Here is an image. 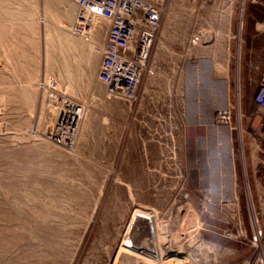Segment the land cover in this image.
<instances>
[{"label":"rangeland","instance_id":"1","mask_svg":"<svg viewBox=\"0 0 264 264\" xmlns=\"http://www.w3.org/2000/svg\"><path fill=\"white\" fill-rule=\"evenodd\" d=\"M145 1L160 26L126 106L73 2L0 0V264H145L120 248L152 239L141 215L126 234L138 209L152 264H264V0ZM51 87L83 111L70 147L46 137Z\"/></svg>","mask_w":264,"mask_h":264},{"label":"built area","instance_id":"2","mask_svg":"<svg viewBox=\"0 0 264 264\" xmlns=\"http://www.w3.org/2000/svg\"><path fill=\"white\" fill-rule=\"evenodd\" d=\"M76 6L72 34L87 41L99 53L95 79L108 98L134 106L138 99L151 49L160 26V10L145 0H70ZM98 36L100 42L95 41ZM41 89H48L43 82ZM51 89L53 121L47 139L59 146H72L79 124L80 104ZM253 101L264 111V65ZM229 107L215 112L214 122L230 124ZM264 133V116H262Z\"/></svg>","mask_w":264,"mask_h":264},{"label":"bare ground","instance_id":"3","mask_svg":"<svg viewBox=\"0 0 264 264\" xmlns=\"http://www.w3.org/2000/svg\"><path fill=\"white\" fill-rule=\"evenodd\" d=\"M79 117L80 118H82L83 117V111H82V108L80 107L79 108ZM31 135V134H30ZM18 137V136H17ZM149 210V209H148ZM138 213V214H137ZM151 214V212H146V211H142V210H136L135 212H134V214L132 215V218H131V221H130V224H129V226H128V228H127V230H126V234L127 233H129V229H130V225H131V222L133 221V219L135 218V216L136 215H141L142 217H143V219H144V217H146L147 219H146V224H147V230H149V232L151 233V235H152V239H150V240H146V243H143V240H142V243H143V245H139V246H137L136 245V242H135V244L134 243H132L131 242V240H130V238H132V237H130L128 234H127V236H128V243H126V241H123L122 242V244H121V246H120V248L121 249H124V250H126V253H132V254H134L135 255V257L136 258H138L139 260L141 259V261L143 260V262H145V264H152L151 262V260H153V259H149V257L148 256H146V255H144V253L143 252H145V251H147L146 249H148V248H150L149 249V252L151 253V254H153L154 256H158L159 257V251L158 250H160L159 248H158V244L155 242V236L152 234V231L149 229V228H151V227H153V228H156L157 227V223H156V221H155V219L150 215ZM138 220H139V218H138ZM142 220V219H141ZM145 220V219H144ZM146 226V225H145ZM133 233H135V232H133ZM126 234H125V236H126ZM135 235V234H134ZM150 236V235H149ZM145 239V238H144ZM145 242V241H144ZM145 244H147L148 246H146ZM148 247V248H147ZM120 249V250H121ZM148 252V251H147ZM149 253V254H150ZM153 255H152V257H153ZM151 256V255H150ZM179 262L177 263V264H185V262L183 261V260H178ZM155 264V263H154Z\"/></svg>","mask_w":264,"mask_h":264}]
</instances>
